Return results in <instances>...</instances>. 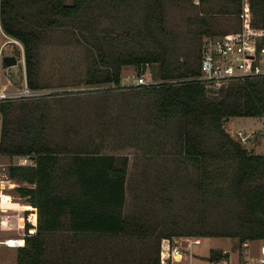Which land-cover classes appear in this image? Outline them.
Instances as JSON below:
<instances>
[{
	"label": "trees",
	"instance_id": "trees-1",
	"mask_svg": "<svg viewBox=\"0 0 264 264\" xmlns=\"http://www.w3.org/2000/svg\"><path fill=\"white\" fill-rule=\"evenodd\" d=\"M166 1H1L3 28L23 41L33 87H41L39 52L47 28L70 26L75 36L80 29L78 40L91 51L90 82L121 85L124 65L132 64L143 74L157 64L153 68L160 80L129 85L150 94L158 126L177 125L171 152L190 164L188 185L201 211L183 228L156 218L161 210L167 212L171 201L159 192L153 197L155 205L128 209L127 157L82 140L57 139L51 104L41 97L5 100L1 152L35 155L34 163L8 165L13 178L31 184L17 190L37 212L32 219L31 210H25L27 242L17 248V264H161L162 247L174 234L235 235L241 245L264 238V153L249 149L228 127L230 116L264 115V76L234 78L221 85L202 81L197 74L203 45L182 63L171 59L169 42L174 44L175 35L166 26ZM223 7H233L240 18L244 11L249 28L264 29V0H227ZM200 13L189 18L196 35L226 32L213 17ZM176 77L188 78L170 80ZM214 205L237 215L236 223L210 226L207 217ZM221 253L212 248L209 256Z\"/></svg>",
	"mask_w": 264,
	"mask_h": 264
},
{
	"label": "rangeland",
	"instance_id": "rangeland-1",
	"mask_svg": "<svg viewBox=\"0 0 264 264\" xmlns=\"http://www.w3.org/2000/svg\"><path fill=\"white\" fill-rule=\"evenodd\" d=\"M226 2L213 0L211 4H199V0L166 1V26L175 35L174 44L169 42L171 59L184 62L191 56L189 53L194 54L210 37L222 33L210 31L195 34V23L191 21L190 26L189 18L197 16L200 10L203 12L200 15L213 17L221 31H233L240 25L241 18L235 9L223 7ZM105 18L107 23L106 15ZM45 32L39 52V82L47 91L41 99L51 104V128L57 139L66 138L70 143L82 140L89 147L97 144L102 150L114 152L121 158L127 157L128 209L133 210L142 203L155 205L153 197L159 192L164 197H171V201L167 212L161 210L156 218H164V221L179 224L182 228L185 223L194 221L201 211L194 198L196 193L188 185V177L192 174L190 164L185 159L182 161L174 157L171 152L175 149L173 128L177 125L171 122L162 128L158 126L154 105L147 99L150 94L137 90L141 88L130 87L128 83L133 79L132 74L138 70L132 64L124 65L121 85L90 82L91 51L83 41L78 40L80 29H76L77 37L70 26L47 28ZM6 52L15 54L18 59L21 56L18 47H8ZM21 67L18 61L10 70L17 75ZM153 67L157 69V64L150 66L143 74L151 81L160 80ZM263 124L264 115H233L228 119V127L235 135L240 127L245 130L258 129L255 138L244 144L260 153H264ZM18 158L16 154H0L4 170ZM12 191L15 193L14 189ZM220 208L214 205L213 212L207 217L209 225L221 228L227 226L228 222L234 225L237 215L230 216L223 206ZM26 209L31 210L30 218H36L35 206L28 198H14L12 205H8L4 211L3 219L6 221L2 231L6 234L24 233ZM187 234H174L172 238L179 239ZM189 235L200 236L201 242L192 246L193 257L187 252L175 264H204L212 248L225 247L234 250L236 260L241 254L251 259L259 256L264 242V238H250L246 245H241L235 235ZM17 250L15 247L1 246L3 258L12 264H17Z\"/></svg>",
	"mask_w": 264,
	"mask_h": 264
},
{
	"label": "built area",
	"instance_id": "built-area-1",
	"mask_svg": "<svg viewBox=\"0 0 264 264\" xmlns=\"http://www.w3.org/2000/svg\"><path fill=\"white\" fill-rule=\"evenodd\" d=\"M1 1L0 0V133L2 125V103L5 100H18L27 98H36L44 96L47 92L44 87H33L29 85L26 70L25 47L23 41L5 31L1 22ZM241 16V26L237 30L221 33L210 37L203 44L202 55L200 59V71L197 78L206 83L221 85L231 79L240 77H258L264 76V29H253L247 26L246 13L243 11ZM8 47L20 48L21 56L17 57V63L22 64L21 70L16 75L5 62L4 56L11 54L6 52ZM15 55V54H14ZM13 64V65H15ZM132 81L128 84L140 85L157 82L146 78L144 74L138 72L132 74ZM188 77H176L170 80L180 81ZM264 133V124L263 129ZM258 129L245 130L243 128L236 129L237 137L243 143H247L250 139L255 138ZM0 149V154H1ZM19 158L11 163H34L30 155H18ZM4 165L0 160V264H12L2 256L1 246H9L18 248L24 246L27 242L25 232L21 234H6L2 231V227L6 219L3 214L8 205H12L14 198L24 197L21 195L17 187L20 185H31L28 182H21L13 178L8 167L4 170ZM12 189L15 190L12 191ZM179 239H171L168 245H163L161 250V264H175L181 261L188 252L193 257L192 246L201 242L200 236L183 235ZM248 241L244 242L246 245ZM199 264V263H195ZM203 264V263H201ZM204 264H264V242L261 245L259 256L251 259L242 256L239 260L234 257V250L231 248H222L219 257H210L206 259Z\"/></svg>",
	"mask_w": 264,
	"mask_h": 264
},
{
	"label": "water",
	"instance_id": "water-1",
	"mask_svg": "<svg viewBox=\"0 0 264 264\" xmlns=\"http://www.w3.org/2000/svg\"><path fill=\"white\" fill-rule=\"evenodd\" d=\"M4 60L7 64L13 65V64L17 63L18 59H17L16 55H14V54H7L4 56ZM30 157L34 159L35 155H30Z\"/></svg>",
	"mask_w": 264,
	"mask_h": 264
},
{
	"label": "crops",
	"instance_id": "crops-1",
	"mask_svg": "<svg viewBox=\"0 0 264 264\" xmlns=\"http://www.w3.org/2000/svg\"><path fill=\"white\" fill-rule=\"evenodd\" d=\"M261 141V140H260Z\"/></svg>",
	"mask_w": 264,
	"mask_h": 264
}]
</instances>
